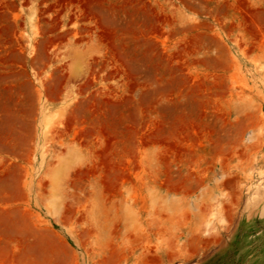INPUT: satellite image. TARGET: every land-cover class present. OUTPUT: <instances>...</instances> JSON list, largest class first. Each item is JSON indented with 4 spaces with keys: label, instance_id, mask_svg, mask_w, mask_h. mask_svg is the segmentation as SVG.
Listing matches in <instances>:
<instances>
[{
    "label": "rangeland",
    "instance_id": "rangeland-1",
    "mask_svg": "<svg viewBox=\"0 0 264 264\" xmlns=\"http://www.w3.org/2000/svg\"><path fill=\"white\" fill-rule=\"evenodd\" d=\"M0 264H264V0H0Z\"/></svg>",
    "mask_w": 264,
    "mask_h": 264
}]
</instances>
